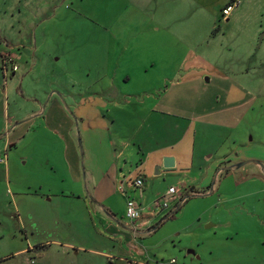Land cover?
<instances>
[{"label":"rangeland","instance_id":"obj_1","mask_svg":"<svg viewBox=\"0 0 264 264\" xmlns=\"http://www.w3.org/2000/svg\"><path fill=\"white\" fill-rule=\"evenodd\" d=\"M2 55L13 62L5 67ZM0 57V264H264V0H0ZM212 68L249 91L235 139L225 130L209 140L219 146L209 159L221 161L209 177L163 168L151 178L157 149L184 128L169 116L170 132L152 135L150 110L167 91L164 104L177 109L171 93L188 74H212L210 98L227 100L229 81L217 83ZM95 91L109 102L111 128L88 139L76 105L93 103ZM54 100L74 119L68 159L43 126ZM141 125L138 154L114 156V138L129 141ZM230 153L254 162L231 167L221 158ZM120 173L163 194L183 190L184 175L195 188L173 217L140 234L116 190Z\"/></svg>","mask_w":264,"mask_h":264},{"label":"crops","instance_id":"obj_2","mask_svg":"<svg viewBox=\"0 0 264 264\" xmlns=\"http://www.w3.org/2000/svg\"><path fill=\"white\" fill-rule=\"evenodd\" d=\"M2 56L5 58V56L9 57L10 55ZM212 69L216 76L217 83L220 82L218 77L221 78V76L225 77L229 81V88L224 93V97H228L227 100L225 98H220L215 102L210 98V89L207 87V83L213 79L212 74H209V78L206 77L208 78L207 81L205 80L206 82H204V80L202 82L199 79H192L188 74L184 80L176 82L175 87H173L174 91L171 93L174 98H178L177 101L179 102V106L177 109L164 104L166 98H163V96L167 95V91L164 95L159 97L158 104L150 110L151 116L157 120V124L152 122L147 127V129L149 128L148 130H150L152 135L157 134L158 136H161V133L163 135V133L166 134L167 132H170L167 131V128L165 127L167 117L169 116L176 117L177 125L181 127L182 130L184 128V131L183 133H180L179 138L176 137L174 141L170 140V142L163 141V144H161L159 149H157L158 154L153 159L155 166L151 169V178H156V176L160 175V173L158 175L155 174V168L157 165H163V158L165 156H173L175 159V167L167 170L184 174V171H188L193 168L198 170L199 168L200 173L204 174L203 177H209L214 169H216L215 167L218 166V163L221 162L219 160L212 162V160L209 159L213 157V154L208 156V151H213V153H215L219 150V146L215 145L213 147L211 141L209 140H223V138H220V133H224L225 130H228L229 132L227 135L229 139H235V128H237L241 123V119L243 117L242 108H244L246 103L244 96L249 93V91L245 92L246 88L242 82H240V80L236 81L235 78H232L230 75L232 78L231 79L227 74H225V72L220 71L217 68ZM108 89L111 90L112 88H104L103 90L105 91ZM199 90H202L203 92H200ZM86 93H90V91ZM92 93L99 96L95 98L93 103L90 101L87 105H76V111L78 112L79 116L77 119L80 120L81 124L83 125L85 136L88 139H91L92 133L94 131L105 132L104 130H110L111 128V126L106 121L105 115L102 113V107H106L107 103L109 104V102L104 100L105 96L102 94V92L95 91ZM116 93L118 92H115V94ZM73 95L74 94H72L71 97H73ZM110 95L114 96L113 93H110ZM236 97L241 100H237ZM89 100L90 98L88 101ZM75 103H77V101L73 100V105H75ZM44 114V128H46L53 136H56L59 142L66 144L65 159H68V156H73L76 148V138H73L71 135L74 128V119L72 114L60 100H54L49 106V109L46 110ZM159 122L160 124H158ZM141 127L142 125L137 127L129 141L119 137L114 138L112 141V145L114 146V156L117 158H124L125 156L131 158V156H134V153L138 154L135 145L140 148L141 143L139 144L138 141H135L136 137L133 138V136L137 135ZM12 135L13 134H9L7 139H10ZM147 139L148 144L152 145L154 143L152 140L155 139L154 137H152V139L147 137ZM221 158L226 160L225 163H231V167H236L238 161L241 160L254 162V160L249 159L251 157L244 155L236 157V155L231 153L228 155H223ZM196 159L199 161L198 167L195 164ZM141 165L139 167H141ZM258 165L261 166V169L264 172V166L259 163ZM161 169H163V167ZM220 171L221 169L218 168L216 171V176L220 173ZM120 174L121 176L124 175V173ZM142 177L144 178L143 187L141 189L132 188L129 190V194L131 195V192H134V194L131 196L136 198L139 203H143L145 207H148L163 193H161V191L154 190L150 182L147 183L145 177ZM120 178L118 175L116 179V190L123 198H125L126 201V197L118 191V181ZM195 180L196 177H190L188 179L184 175L182 177V181H184V183L180 185H183L184 189H194ZM172 186L174 185L169 186V188ZM139 233L142 234L141 232Z\"/></svg>","mask_w":264,"mask_h":264},{"label":"built area","instance_id":"obj_3","mask_svg":"<svg viewBox=\"0 0 264 264\" xmlns=\"http://www.w3.org/2000/svg\"><path fill=\"white\" fill-rule=\"evenodd\" d=\"M236 3H232L223 8V15L229 16L234 10ZM8 63H12V59L5 57ZM17 66H14L16 70ZM5 163V155L0 156V164ZM144 185V178L137 174L133 177L132 173L121 176L118 182V191L126 197V218L129 221L132 229L142 234L151 233L156 229L158 224L164 222L165 219L172 217L178 209L185 203L187 197L183 193L186 189L178 187H170L166 193L160 195L150 206L145 207L143 203H139L136 198L129 194L132 188L141 189ZM167 212L168 215L161 219ZM161 219V220H160ZM160 220V221H159ZM159 221V222H158ZM174 263V260H171Z\"/></svg>","mask_w":264,"mask_h":264},{"label":"water","instance_id":"obj_4","mask_svg":"<svg viewBox=\"0 0 264 264\" xmlns=\"http://www.w3.org/2000/svg\"><path fill=\"white\" fill-rule=\"evenodd\" d=\"M206 80H208V78H206ZM248 161L243 162L240 165H243L245 163H247ZM239 165V166H240ZM238 166V165H237ZM166 168V169H171L175 167V159L173 156H165L163 158V165H157L155 168V174L158 175L160 173V169L161 168ZM159 226V224L156 226V228Z\"/></svg>","mask_w":264,"mask_h":264},{"label":"flooded vegetation","instance_id":"obj_5","mask_svg":"<svg viewBox=\"0 0 264 264\" xmlns=\"http://www.w3.org/2000/svg\"><path fill=\"white\" fill-rule=\"evenodd\" d=\"M3 64L5 67H7L8 62L6 60H4V58H3Z\"/></svg>","mask_w":264,"mask_h":264},{"label":"trees","instance_id":"obj_6","mask_svg":"<svg viewBox=\"0 0 264 264\" xmlns=\"http://www.w3.org/2000/svg\"><path fill=\"white\" fill-rule=\"evenodd\" d=\"M191 190H192V189H191ZM194 192H195V191H194ZM196 193H197V192H196ZM173 216H174V215H173ZM173 216H172V217H173ZM161 224H162V223H161ZM161 224H159V225H161Z\"/></svg>","mask_w":264,"mask_h":264}]
</instances>
